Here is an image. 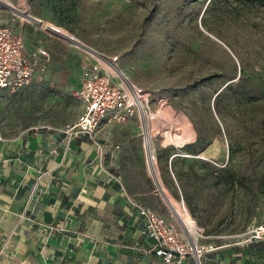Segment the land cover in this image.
Segmentation results:
<instances>
[{"label":"rangeland","instance_id":"374dc122","mask_svg":"<svg viewBox=\"0 0 264 264\" xmlns=\"http://www.w3.org/2000/svg\"><path fill=\"white\" fill-rule=\"evenodd\" d=\"M0 18L24 32L29 49L43 44L50 53L41 81L0 93V122L10 132L77 118L81 103L69 68L86 53L59 32L72 34L118 55L163 116L145 121L153 165L146 166L139 118L95 132L129 189L168 218L173 212L187 225L196 222L201 241L213 246H231L247 224L264 218V3L0 0Z\"/></svg>","mask_w":264,"mask_h":264},{"label":"crops","instance_id":"0c3cea01","mask_svg":"<svg viewBox=\"0 0 264 264\" xmlns=\"http://www.w3.org/2000/svg\"><path fill=\"white\" fill-rule=\"evenodd\" d=\"M69 69L72 93L79 61ZM64 125L0 122V264H160L130 199L149 204L107 162L106 143L63 139ZM203 264H264V241L219 246Z\"/></svg>","mask_w":264,"mask_h":264},{"label":"built area","instance_id":"2783aa9c","mask_svg":"<svg viewBox=\"0 0 264 264\" xmlns=\"http://www.w3.org/2000/svg\"><path fill=\"white\" fill-rule=\"evenodd\" d=\"M83 50L86 55L80 61L72 91L83 109L74 122L61 128L63 139L84 134L95 140V132L103 124L124 123L133 118L141 120V113L150 108L149 91L124 74L118 55L87 46ZM47 57L49 51L45 46L29 49L24 34L14 29V23L0 18V91L14 93L33 81H40L43 60ZM142 147L146 162L148 156L152 158L150 144L144 139ZM130 201L141 221L140 232L149 240L148 250L160 264L189 261L203 264L204 255L219 247L201 241L204 230L196 222L194 236L190 225L181 222L173 212L168 218L149 205ZM257 241H264V218L247 224L233 244L245 246Z\"/></svg>","mask_w":264,"mask_h":264},{"label":"bare ground","instance_id":"6f19581e","mask_svg":"<svg viewBox=\"0 0 264 264\" xmlns=\"http://www.w3.org/2000/svg\"><path fill=\"white\" fill-rule=\"evenodd\" d=\"M2 8V7H1ZM11 9H14V10H17V11H21V14L23 15V16H25V17H27V18H36V17H33L32 15H30L29 13H27V12H25V11H22V10H19V9H17L16 7L14 8V7H12ZM20 13V12H19ZM38 19V18H37ZM39 20V19H38ZM53 28V27H52ZM53 30H55V31H58L59 32V30H56L55 28H53ZM60 34H62V35H64V36H66L67 38H69L71 41H75V43L77 44V45H79V46H82V48H85V46H87L88 48L90 47V48H92V49H96V48H94V47H92V46H90V45H88V44H86V43H84V42H82V41H78V40H75L76 39V37L74 36V35H72V34H66V33H61V32H59ZM122 70V69H121ZM123 71V70H122ZM124 72V71H123ZM125 74V73H124ZM126 75V74H125ZM127 76V75H126ZM146 119H149L150 121H155V119H157L158 121H162L163 120V116L161 115V113L159 112V111H152V109L151 108H149V110H146L145 112H142L141 113V126H142V128H143V131H144V139H145V143L147 144V143H149L147 140H146V138H145V136H146V131H147V125L145 124V121H146ZM147 122V121H146ZM166 122H168V121H166ZM161 124V123H160ZM160 127V126H159ZM157 130V132H155V135L157 134V133H161V131L159 130V128H157L156 129ZM177 135H179V133H177ZM155 137V136H154ZM154 141H151V144H150V149H151V152H152V158H150L149 156H148V158H146V165L148 164V163H150L151 165H153V164H156V161H157V157H156V155H155V147H154V143H153ZM148 166V165H147ZM189 229H190V231H191V233L194 235V236H196V231H195V229H194V227L190 224V227H189ZM197 264H199V263H197Z\"/></svg>","mask_w":264,"mask_h":264},{"label":"trees","instance_id":"16d2710c","mask_svg":"<svg viewBox=\"0 0 264 264\" xmlns=\"http://www.w3.org/2000/svg\"><path fill=\"white\" fill-rule=\"evenodd\" d=\"M243 1H256V2H259V3H264V0H243Z\"/></svg>","mask_w":264,"mask_h":264}]
</instances>
